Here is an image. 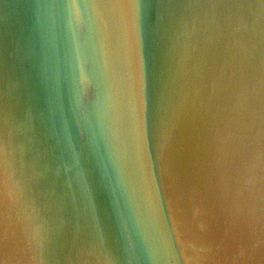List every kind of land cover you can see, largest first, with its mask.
<instances>
[{
  "label": "water",
  "instance_id": "obj_1",
  "mask_svg": "<svg viewBox=\"0 0 264 264\" xmlns=\"http://www.w3.org/2000/svg\"><path fill=\"white\" fill-rule=\"evenodd\" d=\"M0 264H264V0H0Z\"/></svg>",
  "mask_w": 264,
  "mask_h": 264
}]
</instances>
